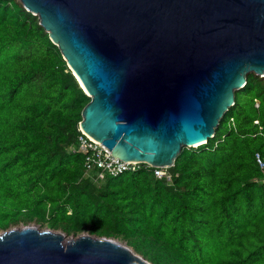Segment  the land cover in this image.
<instances>
[{"label":"trees","instance_id":"trees-1","mask_svg":"<svg viewBox=\"0 0 264 264\" xmlns=\"http://www.w3.org/2000/svg\"><path fill=\"white\" fill-rule=\"evenodd\" d=\"M234 96L214 136L165 168L170 179L142 163L99 178L76 150L90 97L38 17L0 0V231L87 232L152 264H264V77L247 73Z\"/></svg>","mask_w":264,"mask_h":264},{"label":"water","instance_id":"water-1","mask_svg":"<svg viewBox=\"0 0 264 264\" xmlns=\"http://www.w3.org/2000/svg\"><path fill=\"white\" fill-rule=\"evenodd\" d=\"M90 97L80 128L123 161L170 167L264 77V0H18ZM67 242L64 243V240ZM0 264H152L119 239L27 224Z\"/></svg>","mask_w":264,"mask_h":264},{"label":"built area","instance_id":"built-area-1","mask_svg":"<svg viewBox=\"0 0 264 264\" xmlns=\"http://www.w3.org/2000/svg\"><path fill=\"white\" fill-rule=\"evenodd\" d=\"M255 106H258V102L255 103ZM254 122L258 123L257 120ZM79 130L81 133L76 150L84 155L83 161L87 172H90L95 167L99 169V178H103L106 175L115 177L140 167L141 163L139 162L123 161L113 157L105 145L86 134L81 128ZM256 161L262 166V159L258 154L256 155ZM153 171L157 178L165 177L170 179V174L165 168L154 167Z\"/></svg>","mask_w":264,"mask_h":264},{"label":"rangeland","instance_id":"rangeland-1","mask_svg":"<svg viewBox=\"0 0 264 264\" xmlns=\"http://www.w3.org/2000/svg\"><path fill=\"white\" fill-rule=\"evenodd\" d=\"M29 224H34L35 225V223H29ZM27 225V224H26ZM22 226V224H19V225H17V226H15V227H21ZM37 227L39 228V229H44V228H46V227H44V226H40V225H37ZM121 241V240H120ZM67 242V239H65L64 240V243H66ZM122 242H124V241H122Z\"/></svg>","mask_w":264,"mask_h":264},{"label":"clouds","instance_id":"clouds-1","mask_svg":"<svg viewBox=\"0 0 264 264\" xmlns=\"http://www.w3.org/2000/svg\"><path fill=\"white\" fill-rule=\"evenodd\" d=\"M76 78V77H75ZM77 79V78H76ZM78 81V80H77ZM79 83V82H78ZM83 89V88H82ZM79 128H80V126H79ZM87 134V133H86ZM142 163V162H141ZM145 165H149V164H146V163H144ZM148 167H152V169H154V167H160V166H151V165H149ZM161 168H167V167H161ZM153 173H154V171H153Z\"/></svg>","mask_w":264,"mask_h":264}]
</instances>
